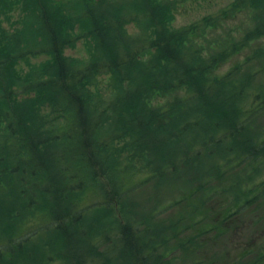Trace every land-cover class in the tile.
Here are the masks:
<instances>
[{
    "label": "rangeland",
    "instance_id": "obj_1",
    "mask_svg": "<svg viewBox=\"0 0 264 264\" xmlns=\"http://www.w3.org/2000/svg\"><path fill=\"white\" fill-rule=\"evenodd\" d=\"M39 9H44L46 15L56 18L58 34L60 29L58 53L79 66L91 59L105 62L108 58L122 55L125 50H140V53H143L147 40L152 41L155 36L159 37V32L166 34L171 30L184 29V36L192 52L204 57L215 56L213 63H209L210 65L203 69L206 74L204 88L210 89L208 94L211 96L208 98L216 101L213 94L220 91V94H228L229 103L222 104L218 112L214 111L211 120L193 126L188 122L187 115L182 113L188 100L183 98L182 93H177L176 98L169 96L164 100L157 99L160 103H164L161 110L167 109L160 124H170V131L168 133L167 128L162 131L165 136L169 134L165 145L155 151L152 150V153H147V157L152 161L151 165L138 162L139 172L136 165L129 169L125 167L121 172L122 175L126 171L123 178L118 176L116 180L113 179L116 173L109 174L108 171L111 169H105L100 177H94L95 182L88 185L98 193L97 195L106 198L109 191L116 186L119 190H123L121 199L132 200L134 211L114 204L113 207L94 206L86 212L80 226H72L66 231L51 227L29 235L30 238L22 249L23 256L13 257L7 264L262 263L264 261V193H260L257 198L253 193L264 186L262 183L264 182V0H0V87L12 85L27 87L30 84L25 80L27 77L44 78L45 72L50 74L49 72L52 71L53 55L48 51L35 53L50 45L43 40L44 30L38 31ZM90 14L94 17L103 16L100 22L110 27L108 36H105L110 46L107 42L105 49L97 48L98 25H93V22L90 23L86 18ZM89 30L93 33L92 36ZM166 37L163 35L164 39ZM27 52L30 53L26 54ZM141 64L142 62L138 64L136 61H133L131 66L121 64L117 66L118 73L109 71L91 80L92 91H87L92 94L89 104L96 110L95 118L102 122L104 120L103 125H107L98 134L107 135L114 128L118 130L115 124L118 117L114 115L115 111L114 114L110 112L101 116L100 112L104 104L98 102L96 97L107 98L115 87L127 85L128 73L142 69ZM185 94L187 95V92ZM194 99L195 97L193 101ZM203 107L206 109L205 106ZM205 113V116L212 115L208 108ZM217 113H221V116L227 120L223 119L219 129L214 131L210 125L215 118H218ZM47 119L51 122L52 128L58 127L57 122L61 125L65 121L64 116L56 113H51ZM224 129L230 130L232 136L228 135L219 140L214 155L206 154L208 148L204 152L205 146L210 142L217 143L215 138L219 134L224 136ZM54 132L57 133L59 130ZM0 135L1 143L4 142L5 136L2 131ZM177 140H181V143L179 144ZM195 142L202 144L204 149L201 155L204 156H200L199 161H195V166L180 165L174 169V165L177 164L174 162L178 157L187 153L189 148H199ZM102 143L98 146L100 149L105 144ZM5 149L11 151L10 147ZM59 149L55 150L52 147L48 149L47 154ZM73 152L75 154V150ZM214 156L218 160L216 162H223L222 167L215 164L217 169H213ZM11 157L12 154L6 156L5 162L1 161L0 168L9 162ZM164 158H170L168 168L165 167L167 163ZM154 164L157 168L159 166L165 168L166 176L161 177L158 182L153 180V177L139 182L153 173L151 168ZM14 176L16 183L15 172ZM211 177H216L217 180L209 183ZM120 179H124L123 184ZM0 183L2 184L0 185V235L16 236L29 220L35 219L37 213L34 208L27 209V206L20 203L19 198L22 196L16 194V186L14 190L11 186L4 187V182ZM166 184L172 185L173 190L169 195L173 196H179L182 192L180 189L189 188L188 185H191L190 188L193 190L201 188L209 193L213 192L214 186H220L221 192L216 203L218 202L220 206L225 205L223 208H235L252 198L254 201H250L254 205L253 209L247 208L251 203L248 205L244 203L245 208L242 209L241 216H245L250 224L254 223L236 236L233 233L230 239L222 236L215 239L211 235L208 239L193 236L195 240L183 232L181 223L183 220L180 222L179 218L174 216L179 215L176 210L167 215V211L160 208L155 217L152 216L154 218L148 223H143L146 219L141 212L150 207L148 202L152 201L154 193L158 197L165 190L166 192L171 190L169 186L163 189ZM128 189L129 191L125 192ZM141 202L144 207L141 206ZM169 216L179 222V234L176 236V244H172L175 246L165 254L163 240L171 236V226L169 224V227L165 226L171 218ZM133 223L138 224L135 226L138 227L136 234H144L137 243L133 242L136 246L143 237L152 238L145 244L142 241L143 245L141 244L139 248L130 246L129 241L125 240L135 235L130 228ZM204 224L210 223L206 221ZM120 225L129 229L123 239L119 241L105 239L106 235L111 234L114 238L119 233ZM150 230L152 232L148 233ZM65 234H67L66 238ZM98 236L103 239L95 241ZM248 238L252 240L248 242ZM253 241L254 243H251ZM253 244H259L260 247ZM240 247L241 249L238 250Z\"/></svg>",
    "mask_w": 264,
    "mask_h": 264
},
{
    "label": "trees",
    "instance_id": "obj_2",
    "mask_svg": "<svg viewBox=\"0 0 264 264\" xmlns=\"http://www.w3.org/2000/svg\"><path fill=\"white\" fill-rule=\"evenodd\" d=\"M43 10L39 9L38 12L40 17L38 31L44 30V32L42 31L43 40L50 45L46 48L48 50H39L35 53L48 51L53 55L52 64L54 67H52V71L49 72L50 74L45 72L44 78L42 76L27 77L25 80L30 82L27 87L22 85L0 87V131L5 136L4 142L0 143V163L1 161L5 162L6 156L12 154L9 160L11 164L8 162L3 168H0V182H4V187L11 186L14 190V186H16V194L19 197L22 196L19 198L20 203L27 206V209L34 208L37 213L35 219L29 220L16 236L0 235V264H7L8 260L13 257L23 256L22 249L25 246L24 243L29 240V235L35 234L40 229L53 227L66 231L72 226H80L86 212L94 206L113 207L114 204L123 209L128 208L129 211H134L132 200L121 199L123 190H119L116 186L112 191H109L106 198L97 195L98 193L88 185L95 182L94 177H100L101 172L105 169H111L108 171L109 174L116 173L113 178L116 180L118 176L123 178L126 171L122 175L121 172L125 167L129 169L137 166L138 162L151 165L152 161L147 157V153H152V150L155 151L165 145L169 134L165 136L162 131L165 128L168 129V133L170 131V124H160L167 109L161 110L164 103H160L157 99L164 100L169 96L176 98L178 97L177 93H182L183 98L188 99L182 113L187 115L188 122L193 126H197L199 123L203 124L208 119L211 120L215 114L214 111L218 112L222 104L229 103L228 94H220V91L213 94L216 101L208 98L211 96L208 94L210 89L205 90L204 88L206 74L203 69L207 68L209 63H213L215 56L204 57L192 52L184 36V29L171 30L166 34L159 32V37L155 36L152 41L147 40L148 43H145L143 53H140V50H125L122 55L108 58L105 62L101 63L100 59V62L91 59L79 66L58 53L57 42L60 43V29L58 34L56 18L46 15ZM86 18L90 23L93 22V25H98L96 30L97 48L105 49L108 42L105 36H108L110 27L102 25L100 22L103 16L94 17L90 14ZM93 18L96 19L93 20ZM89 33L92 36L93 33L90 30ZM163 35L167 37L164 39ZM113 45L116 47L115 44ZM133 61L138 64L142 62V69L128 73L127 85L115 87L107 98L96 97L98 102L104 104L100 112L101 116L110 112L114 114L115 111L114 115L118 117L117 121H115L114 115L112 119L118 130L114 128L110 134L100 135L98 132L105 129L107 125H103L104 120L102 122L95 118L96 110L89 104L92 96L89 94L92 91L90 82L95 77L109 71L118 73L117 66L121 64L131 66ZM143 78L145 79L142 81L138 80ZM193 97H195L194 101ZM203 106L210 109L212 115L205 116L206 109ZM51 113L64 116L63 124L59 125L57 122L58 127L52 128L51 122L47 119ZM221 115V113H217L218 118H215L210 125L212 130L219 129L220 122L225 120ZM99 121L102 123L100 124ZM56 130L59 132L55 133ZM223 131L224 136L219 134L215 138L217 143L210 142L205 146V149L200 142H195L199 148H195L193 145L194 148H189L190 150L187 151L189 155L184 153L178 157L174 162L177 163L174 165V169L180 165L182 167L195 166V161H199V157L204 156L201 155L202 149L206 152L208 148L206 154L214 155L213 152L218 147L219 140L228 135L232 136V132L229 133L230 130L224 129ZM102 142L105 144L100 149L98 146L103 144ZM177 142L180 144L181 140H177ZM5 147H10L11 151L9 152ZM52 147L55 150L60 149L47 154L48 149ZM108 147L110 148L106 151ZM73 150H75V154ZM164 160L167 163L165 167L168 168L170 158H164ZM216 161L218 160L214 156L212 159L213 169H217L215 164L223 166V162ZM193 168L195 169V167ZM151 169L153 173L139 182L146 181L151 177L158 182L162 179L161 177L166 176L164 175L167 172L165 168L160 166L157 168L154 164ZM14 172L17 175L16 183L14 182ZM124 179H120L122 184ZM215 180H217L216 177H211L208 182L211 183ZM0 185L2 184L0 183ZM166 186L171 188L169 192H166ZM188 187L180 189L182 192L179 196L169 195L173 190L171 184H166L163 187L165 191L161 196L157 197L154 193L152 201L148 202L150 207L141 212L146 219L143 223H148L154 218L160 208L166 210L167 215L176 210L179 215H173L178 217L180 222L183 220L181 222L183 232L188 237L200 236L207 239L211 235L215 239L219 236L230 239L233 233L236 236L254 223L250 224L245 216H241L243 215L241 211L245 208L244 203L247 205L251 203L247 208L253 209L254 205L250 201L253 200L252 198L235 208H223L225 205L220 206L218 202L216 203L219 192H221L220 186H214L213 192L210 193L198 187L197 190L195 188L193 190L190 188L191 185ZM128 191L129 189L125 192ZM262 192L264 193V186L261 190L253 193L254 197H259ZM143 205L141 202V206ZM169 217L171 218L169 222L165 223V226L169 227L168 224L171 226V236L163 240L165 254L175 246L172 244H176V236L179 234V222L177 223L174 217ZM206 221L210 224H204ZM133 225L134 223L130 225V228L132 232H135V235L125 240L129 241L130 246L139 248L142 241L145 244L152 238L143 237L136 246L133 242L137 243V240L144 234H136L138 227L135 228V226L138 224ZM124 227L120 225L119 233L114 238L111 237V234L106 235L105 239L109 238L111 241L123 239L129 231ZM150 232L152 230L148 233ZM66 237L67 234H65ZM102 239L101 236H98L95 241ZM193 240H195L194 237ZM250 240L252 238H248L247 241ZM63 241L65 242V239ZM253 245L260 247L259 244ZM257 257L259 258V255ZM263 262L260 264H264Z\"/></svg>",
    "mask_w": 264,
    "mask_h": 264
},
{
    "label": "bare ground",
    "instance_id": "obj_3",
    "mask_svg": "<svg viewBox=\"0 0 264 264\" xmlns=\"http://www.w3.org/2000/svg\"><path fill=\"white\" fill-rule=\"evenodd\" d=\"M94 19H96V18H93V20H94ZM123 26H124V24H123ZM121 28H122V27H121ZM123 31H124V30H123Z\"/></svg>",
    "mask_w": 264,
    "mask_h": 264
}]
</instances>
